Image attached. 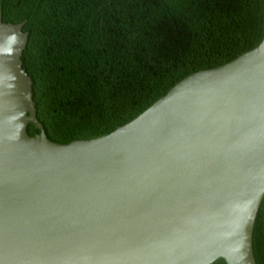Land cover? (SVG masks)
Instances as JSON below:
<instances>
[{"label": "water", "instance_id": "obj_1", "mask_svg": "<svg viewBox=\"0 0 264 264\" xmlns=\"http://www.w3.org/2000/svg\"><path fill=\"white\" fill-rule=\"evenodd\" d=\"M23 25L0 9V47L21 41L0 53V264H256L264 37L113 131L58 143L36 117Z\"/></svg>", "mask_w": 264, "mask_h": 264}, {"label": "trees", "instance_id": "obj_2", "mask_svg": "<svg viewBox=\"0 0 264 264\" xmlns=\"http://www.w3.org/2000/svg\"><path fill=\"white\" fill-rule=\"evenodd\" d=\"M0 9L3 22H24L22 68L36 117L58 143L113 131L185 76L264 37V0H0ZM252 251L264 264V198Z\"/></svg>", "mask_w": 264, "mask_h": 264}, {"label": "clouds", "instance_id": "obj_3", "mask_svg": "<svg viewBox=\"0 0 264 264\" xmlns=\"http://www.w3.org/2000/svg\"><path fill=\"white\" fill-rule=\"evenodd\" d=\"M19 35L15 32H12L6 37V46L0 47V53H6L9 56L14 54V46L20 44Z\"/></svg>", "mask_w": 264, "mask_h": 264}]
</instances>
